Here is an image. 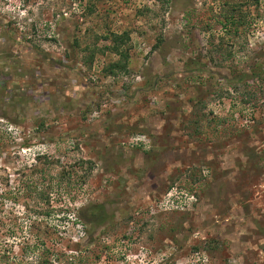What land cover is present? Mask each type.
<instances>
[{"label":"rangeland","instance_id":"obj_1","mask_svg":"<svg viewBox=\"0 0 264 264\" xmlns=\"http://www.w3.org/2000/svg\"><path fill=\"white\" fill-rule=\"evenodd\" d=\"M0 264H264V0H0Z\"/></svg>","mask_w":264,"mask_h":264}]
</instances>
